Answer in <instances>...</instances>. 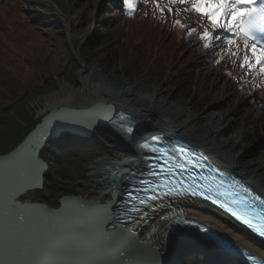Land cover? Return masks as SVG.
<instances>
[{
    "label": "rangeland",
    "instance_id": "374dc122",
    "mask_svg": "<svg viewBox=\"0 0 264 264\" xmlns=\"http://www.w3.org/2000/svg\"><path fill=\"white\" fill-rule=\"evenodd\" d=\"M94 2L95 0H74V3L69 5L65 0H22L20 3L19 12L24 14L27 22L36 27L37 33L43 34L53 43H56L57 38L67 36L66 43L74 56V64L77 65V68L73 70L74 79L71 80L66 75V77L53 76L54 82L51 89L31 101L29 107L34 111L35 118L45 117L51 111V106L54 104L51 98L57 95L62 87L69 91H77L83 78L87 77L85 74H81V70L89 69L92 73L94 72L97 81L104 79L121 81L130 85L137 83L148 90L159 88L168 101L172 104L182 105L189 115L203 114L210 109L213 95L221 97L219 101L221 104L212 111L224 119L221 125L226 133L221 135L222 140H226L228 135L237 132V130L250 126L248 119L257 115L253 112L254 109H257V104L251 97L264 98V74L259 73V64L255 69L240 66L241 54L245 51L242 39L237 41L240 45V52L233 56L231 52L236 51V45H228L216 40V32L211 23L206 17L192 11L190 4H170L169 0H136L135 8L129 10L123 0H102L97 8H94ZM81 17L86 20V25L83 27L84 33L79 36L84 44L89 45L99 39L104 40L105 34L111 35L112 37H110L113 39L119 37L118 41L121 43L119 46L123 44L125 49L123 48L122 52L119 51L122 53V55L120 53L122 61L119 62L118 69H115L114 66L115 55L109 56L108 63L104 60L108 57L107 54L98 56L99 54L93 53L86 57L79 50H74L70 38L71 31L79 23ZM87 20L91 21L88 25ZM177 20L180 21L179 24L174 23ZM204 28L213 33L212 40L201 39L200 33ZM191 29L194 31L189 34ZM194 32L195 34H193ZM107 36L105 39H110ZM135 43L143 46L137 48ZM206 44L212 46L206 47ZM133 49L145 50L147 53L154 50L156 55L162 57L159 60L164 62L165 69L163 71L158 68L152 69L151 66L154 67L155 64L145 60L147 54L143 51L138 53ZM134 54L141 55L144 61H142V57L134 60ZM247 56L250 61L255 62L251 51L247 52ZM208 70H213L215 75H211ZM184 73L190 75L188 76L195 85L193 89H196L197 93L198 89L202 90V87L205 90L204 94L199 92L195 101L180 96V92L177 91V88L185 83L181 79L179 80V76ZM93 87H87L84 93H79L78 99L75 101L91 98ZM236 88L243 95L240 97L236 95ZM118 121L122 122V119L120 118ZM120 129L123 132L127 131L121 127ZM84 142L90 145L94 142L98 145L103 143L109 149V153L104 152L93 162L87 163L86 179L83 181L61 182L73 190L70 195L93 199L100 192L98 179L92 170L95 163L99 161L116 162L126 159L130 154L124 152L122 144L104 130L95 131L91 139ZM110 144L115 148H110ZM51 149L56 150L52 146ZM262 150H264V119L259 122L255 130H252L248 140L246 139L244 147L246 158L242 163H256L259 166H264V155L260 154ZM50 164H54L53 157L50 158ZM48 174L55 178L56 170L51 168ZM35 192H28L21 199L35 201L34 198L37 196ZM51 207L57 208L56 206ZM178 244L177 238L169 237L167 250L172 253V249L181 247ZM192 249L193 251L187 252L182 259L201 254L210 260L211 264H224L204 248L192 245Z\"/></svg>",
    "mask_w": 264,
    "mask_h": 264
},
{
    "label": "bare ground",
    "instance_id": "6f19581e",
    "mask_svg": "<svg viewBox=\"0 0 264 264\" xmlns=\"http://www.w3.org/2000/svg\"><path fill=\"white\" fill-rule=\"evenodd\" d=\"M65 1L69 5L74 3V0ZM101 1L95 0L94 8H97ZM208 72L215 75L213 70ZM81 74L87 77L83 78L79 89L69 91L62 87L57 95L51 98L54 103L51 108L71 106L80 109L89 108L96 103H105L113 109L115 118H121V123H126L130 129L123 132L117 124V119V122L110 124L108 129L104 130L114 139L116 138L122 144L124 152L130 155L116 162L95 163L92 170L98 179L100 192L95 198L89 200H97L107 206L116 198L113 193L123 196L131 180L139 179L146 171L145 158L149 152L140 145L151 138L183 142L212 165L240 180L250 191L252 190L264 200V166L256 163H242L246 158L245 141L248 140L252 130H255L259 122L264 119V98L251 97L257 104V109L253 110L257 115L248 119L250 126L237 130L228 135L226 140H222L221 135L226 133L221 125L224 119L212 111L221 104L219 102L221 97L217 95H213L209 110L203 114L189 115L182 105L168 101L159 88L148 90L137 83L130 85L121 81L104 79L97 81L94 72L92 73L89 69L81 70ZM90 86H94L92 97L76 102L79 93H84V90ZM239 92L236 88L235 94L240 97L243 93ZM116 174L120 176L119 180L111 181L110 177ZM154 205L156 207L151 208L144 215L134 217L131 229L137 234L139 240L154 242L159 250H162L164 257L171 253L167 250V241L169 237H172L177 238L180 246L187 243V250L193 251L192 245L204 248L224 264H244L228 254L225 248L213 242L212 239L198 234V230L190 227L173 228L172 219L181 217L187 222L206 227L211 233L225 240L230 247L243 249L264 260V242L209 203L206 204L191 197H173L162 199ZM187 250L182 249L179 258L186 255ZM177 261L171 264H176Z\"/></svg>",
    "mask_w": 264,
    "mask_h": 264
},
{
    "label": "water",
    "instance_id": "95a60500",
    "mask_svg": "<svg viewBox=\"0 0 264 264\" xmlns=\"http://www.w3.org/2000/svg\"><path fill=\"white\" fill-rule=\"evenodd\" d=\"M114 122L105 103L60 106L14 150L0 155V264H171L179 258L183 246L164 257L154 242L137 238L133 221L115 214V193L107 206L74 194L62 196L57 208L21 199L44 189L49 166L40 153L49 141L64 135L87 141Z\"/></svg>",
    "mask_w": 264,
    "mask_h": 264
},
{
    "label": "trees",
    "instance_id": "16d2710c",
    "mask_svg": "<svg viewBox=\"0 0 264 264\" xmlns=\"http://www.w3.org/2000/svg\"><path fill=\"white\" fill-rule=\"evenodd\" d=\"M21 2L22 0H0V155L14 150L41 123L44 117L35 118V113L30 109L29 104L51 89L54 82L52 77L66 75L72 80L74 79L73 70L77 68L74 64V56L66 43L67 36L57 38L56 43H53L43 34L37 33L36 27L27 22L24 14L19 12ZM79 20L71 31L70 38L74 50H79L86 57L93 53L99 54L98 56L107 54L108 57L104 60L108 63L109 56L115 55L114 66L118 69L119 62L122 61L121 50L124 48L123 44V47L119 46V37L113 39L111 35L110 37L105 34L104 37L107 36L110 39L103 38L104 40L99 39L86 45L79 38L84 33L83 27L86 25V20L84 17ZM88 23L91 21L87 20V25ZM135 45L137 48L143 46L136 43ZM133 50L138 53L145 52L147 54L146 58V54L144 55L145 60L155 64L154 67L151 66L152 69L158 68L162 71L165 69L164 62L159 60L162 57L156 55L154 50L151 53L145 50ZM131 53L133 54L134 51ZM134 55V60L142 57L139 54ZM142 61H144L143 57ZM188 75L184 73L179 76V80L185 83H182L177 91L180 92V96L195 101L199 92L202 94L205 90L203 87L201 91L197 88V93V90L193 89L194 82H191L192 79ZM51 146L56 150L53 151ZM110 146L115 148L111 144ZM104 152L109 153L105 144L98 145L94 142L90 145L87 142H81L78 138H72L71 135L48 142L40 155L52 169L56 170V174L55 178L50 174L46 176L44 190L34 191L37 194L34 200L46 203L49 207H58L62 196L73 193V190L61 181L72 183L86 179L87 163L93 162ZM260 154L264 155V150ZM51 156L53 165L50 164ZM181 264L211 263L203 255L198 254L185 259Z\"/></svg>",
    "mask_w": 264,
    "mask_h": 264
},
{
    "label": "snow or ice",
    "instance_id": "6c2138e0",
    "mask_svg": "<svg viewBox=\"0 0 264 264\" xmlns=\"http://www.w3.org/2000/svg\"><path fill=\"white\" fill-rule=\"evenodd\" d=\"M124 5L132 10L136 6V0H123ZM170 4H190L191 10L199 13L201 16L211 23L216 32L215 39L221 43L228 45H236V51L231 52L236 56L240 52L238 40H243L244 52L241 54V67L247 66L250 69H255L259 64V73L264 74V0H169ZM179 24L180 21H174ZM191 29L189 34H191ZM201 39L212 40L213 33L204 28L200 33ZM206 47H211V44H206ZM251 51L255 62L250 61L247 52ZM219 62V61H217ZM158 175V173H153ZM160 185L149 186L145 189L146 192H153L147 199H140V204H147L149 200L156 201L162 195L174 196L184 193L185 189L177 190L175 187H167L166 192H155V188ZM193 195H204V191L199 193L191 188L187 189ZM212 198L211 195L208 196ZM220 202L219 200L217 201ZM224 207H229L225 204ZM238 208L248 209L250 207L248 199L244 198L238 201ZM135 210V209H134ZM234 215H237L245 224L256 229L261 235H264V214H261L259 226L253 224L252 219L248 218L246 212H240L229 207ZM253 260V264H264V260H259L249 257Z\"/></svg>",
    "mask_w": 264,
    "mask_h": 264
}]
</instances>
